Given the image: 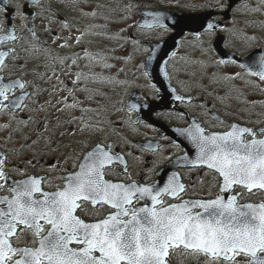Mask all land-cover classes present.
Segmentation results:
<instances>
[{
    "label": "snow or ice",
    "instance_id": "6c2138e0",
    "mask_svg": "<svg viewBox=\"0 0 264 264\" xmlns=\"http://www.w3.org/2000/svg\"><path fill=\"white\" fill-rule=\"evenodd\" d=\"M39 2L24 0L23 5L12 6L11 19L19 15L30 21L31 15L22 9ZM10 3L11 0H0V14L6 21ZM260 3L264 4V0ZM214 7L224 9L226 5L220 2ZM124 10L129 14L135 10L143 18L135 27L168 28L163 10L145 11L131 2L124 5ZM23 26L36 37L33 26ZM218 27L214 20H208L204 30L214 35ZM0 33V42L18 38L14 23L0 27ZM131 42L140 44L135 39ZM146 51L150 61L152 51ZM14 52L15 49L0 51V115L10 114L12 119L28 110L26 99L38 95L37 91L27 90L29 85L36 88L32 81L20 76L11 78L4 58L19 60L12 55ZM228 59L264 81V52L252 63L232 56ZM76 62L73 59V65ZM141 67H146V63ZM144 75H149L147 70ZM235 76L240 77V73ZM175 99L185 98L177 95ZM143 107L146 105L132 103L129 111ZM179 116L185 118L186 114L180 112ZM211 116L224 125L219 116ZM19 122L28 125L34 118L28 116ZM101 123H88L86 128L102 133ZM175 131L188 141L195 154L172 141L182 154L163 156L161 162L166 161L173 169H207L203 175L213 178L207 189L203 179L197 184L183 183L180 172L175 170L162 183L152 180L153 175L161 174L156 171L157 162L134 179L126 159L134 153L117 151L118 146L107 137L98 142L80 141V152L66 156L62 164L49 162L42 175L29 174L19 165L9 169L6 154L0 152V264H171L178 251L203 258L205 264H264V199H244L264 196V126L231 123L227 130L209 131L195 117H189L187 126ZM163 139L169 140L167 136ZM124 147L156 154L162 146L150 140L133 143L125 138ZM23 163L35 169L40 161L26 159ZM13 174L21 178L16 179Z\"/></svg>",
    "mask_w": 264,
    "mask_h": 264
},
{
    "label": "flooded vegetation",
    "instance_id": "af4514ba",
    "mask_svg": "<svg viewBox=\"0 0 264 264\" xmlns=\"http://www.w3.org/2000/svg\"><path fill=\"white\" fill-rule=\"evenodd\" d=\"M100 1L40 0L39 4H30L27 9H22L26 14L31 15V20L26 21L19 15L16 16L15 20L11 19L13 15L11 12L12 6L24 4V0H11L7 21L4 15L0 14V27H6L7 23H14L15 35L18 37L15 41L5 40L0 42V51L15 49L12 55L20 58L19 60H11L9 57L4 58L8 65V71L12 73L11 78L15 79L17 76H20L24 81H32L36 85V88L33 89L32 85H29L27 90L38 92L37 96L25 100L28 110L17 113L16 119H12L10 114L0 115V152L6 154L9 161L8 168L11 169L14 165H19L29 174L34 172L36 175H42L44 174L43 170L47 168L49 162L59 161L62 164L66 156L80 152V141L93 139L98 142L107 137L108 141L118 146L117 151H132L135 157H141V160L135 159L134 156L126 157L129 171L132 173L134 179L139 178L137 174L145 172L147 166H152L153 162H157L156 171L161 174L153 175L152 180L162 183L166 180L167 175L175 170L180 172L183 183L192 185L197 184L199 179H203L205 189H207L213 179L210 175H203L207 169H173L166 161L161 162L163 156H169L174 153L177 155L182 154L179 149L173 147L172 141L180 142L184 148L191 147L187 140H183L182 137L174 138L169 133H166L163 128L176 129L186 127L189 117H195L209 131L227 130V125L231 123L252 128H257L264 124L258 126V124L253 123L257 120L229 119L223 109L215 108L213 105L214 100L210 90L204 87L201 88L202 91L200 93H197L199 86L182 80L171 65L172 63L183 61L181 59L182 54L178 53V51L183 46L186 37H196V40H199L198 37L202 36L207 41V36L211 37L219 32H224L227 35V45L229 48L241 55L246 51L242 48H237L231 43L229 35L224 28L222 15H214V17L220 20L222 25L216 29L214 35L200 31V35L197 36V33L186 30L181 38L178 49L169 58L166 70L168 79L174 87L169 93L171 95L169 104L166 105L162 102V95L159 94V89L155 87V84L148 75L146 76L148 84L142 86L133 81L130 88L125 90L122 97L117 100L116 78L114 76L110 77L108 87L101 85L100 74L97 68V63L100 61L98 58H101L100 50L95 45L87 43L90 40L84 41L82 33L85 32L86 35V32L89 30H101ZM25 23H29L34 27L36 32L35 38L28 28L23 26ZM78 37L79 42H77ZM113 38L109 36L108 42L110 47L112 46L115 49V44H111ZM213 41L214 38L211 42ZM85 43L88 45L85 46ZM106 44V37L103 36L102 47L104 49L106 48ZM62 45L66 46L62 47ZM96 45L98 44L96 43ZM260 45L264 47V44L255 46ZM143 53L146 54L148 51L145 49ZM85 54H87L86 57ZM73 59L77 61L75 65L72 63ZM114 59L115 56H113L112 60ZM225 62L230 61L225 60ZM21 63H24L23 68L21 67ZM109 67L112 66L106 67L105 70ZM145 70L144 67L140 68L131 77V80L139 79V73H143L144 76ZM22 73L24 74L21 75ZM78 73L81 74L79 80H77ZM73 81H76V83L73 84ZM177 95L185 99L177 101L175 99ZM64 97H67L66 102L62 101ZM189 97L191 98L190 100ZM73 99L80 106H70ZM47 100L50 102L58 101V109L53 112L50 110L46 111L44 103ZM132 103L146 105V107L138 109L135 112H130L129 105ZM215 104L218 105L216 101ZM151 107L153 111L149 114L148 112ZM69 111H79L83 116V121H88V123L95 124L98 121L102 122L101 126L104 128V131L97 133L87 129L81 131L77 136L59 133V129L64 126L62 116ZM49 112H52L51 114L54 115L55 120H50L48 124L49 120L46 115ZM180 112L186 114L185 118H180ZM213 113L219 116L220 120L224 121V125H220L219 121L212 119L211 114ZM28 116H32L34 122L28 125L19 122L21 119H27ZM117 117H121L122 120L117 121ZM134 120H138L139 123H133ZM154 121L161 125L155 124ZM127 123L131 124L132 127L130 129L136 130L135 136L128 135V130L130 129H127ZM5 124L9 125V127H2ZM145 124H150L152 127H146ZM46 125L47 132H42V127ZM213 125L216 127H213ZM25 131H28L30 135L27 142H23V144L18 143L20 136H22L21 133ZM165 136L169 138L168 141L163 139ZM125 138L131 140L133 143H145L150 140L153 143L160 144L162 147L156 154L141 151L140 148L126 149L124 147ZM67 142H70L69 146L64 145ZM33 153H35V156L32 155ZM23 154H26V156L22 159L21 155ZM26 159H33L34 162L39 160L40 163L33 169L26 163H23ZM117 170H119L118 166ZM191 171L193 172L191 173ZM163 173L165 174L163 175ZM13 175L16 179L21 178L19 175ZM196 177L198 178L197 180ZM197 191H200L199 187H197ZM244 199L246 201L260 200L258 197L249 196ZM195 260L197 259L195 258ZM193 261V257L186 256V254L179 251L171 258V264H191ZM202 263H205L203 258L200 264Z\"/></svg>",
    "mask_w": 264,
    "mask_h": 264
},
{
    "label": "rangeland",
    "instance_id": "374dc122",
    "mask_svg": "<svg viewBox=\"0 0 264 264\" xmlns=\"http://www.w3.org/2000/svg\"><path fill=\"white\" fill-rule=\"evenodd\" d=\"M131 1L135 2V0ZM152 1H154L152 2L153 4L149 5L148 8L170 9L183 13L211 10L213 15L221 14L224 20V28L229 35L231 43L237 48H242L244 51L252 50L255 45L264 44V4H261L260 0H236V3L230 9L229 4L231 0ZM220 2L226 5L224 9L214 7ZM205 5L209 7H204ZM170 7L177 8L173 9ZM256 7H259L260 10L253 11L252 9ZM124 17L115 16L112 19H105L108 24L104 20H101L102 26L106 25L100 31L89 30L86 32V35L85 32H82L84 41L90 40L87 43L95 45L100 50L101 58H98L100 61L97 63V68L100 74L101 85L108 87L110 77L114 76L116 78L117 100L122 97L125 90L130 88L133 81L142 86L148 84L147 78L145 75L143 76V73L138 74L139 79L131 80V77L142 68V58L145 55L143 53L145 49L151 48L145 41L166 34L164 29L148 30L133 26L137 24V20L140 17L135 10L131 12L130 18L125 19ZM103 36L106 37L107 41L105 49L102 47ZM109 36L114 37L111 40V44H115V49L109 45ZM131 36L135 40H139L140 44H132L129 39ZM207 38V41L202 36L198 37L199 40H196V37L185 38L183 46L178 51V53L182 54L181 59L183 61H178L171 65L177 75L192 85L197 84L199 86L197 93H200L202 91L201 88L204 87L210 90L214 100L213 105L215 108L223 109L229 119L264 122V103H262L264 102V81H260L258 77L249 75L238 64L231 62L219 63L220 59L217 57L211 42L214 37L207 36ZM125 41L131 44L125 46ZM87 45L85 43V46ZM86 56L87 54H85ZM113 56H115L114 60H112ZM110 65L112 67L105 70ZM236 73H240V77H236ZM62 101L66 102L67 99L64 97ZM215 101L218 105L215 104ZM253 101L256 103H252ZM57 102H50L49 100L45 103L43 102L46 111L50 110L53 112L58 109ZM72 105L80 106L74 99L72 100ZM52 112L46 115L49 120L48 124L50 120H55L54 115L51 114ZM62 120L64 126L59 129V133L77 136L81 133V129L87 130L86 124H88V121H83V116L79 111L67 112V114L62 116ZM116 120L119 121L122 118L117 117ZM126 127L130 129L132 126L127 123ZM41 130L42 132H47V125L43 126ZM135 131V129L128 130V135L135 136ZM21 135L18 143L23 144V142H27L30 135L28 131L21 133ZM69 144L70 142L64 143L65 146H69ZM25 156L26 154H23L21 158L23 159ZM249 197H258L260 200L264 199V196L259 194ZM201 260L202 258L197 260L194 258L191 264H200Z\"/></svg>",
    "mask_w": 264,
    "mask_h": 264
},
{
    "label": "water",
    "instance_id": "95a60500",
    "mask_svg": "<svg viewBox=\"0 0 264 264\" xmlns=\"http://www.w3.org/2000/svg\"><path fill=\"white\" fill-rule=\"evenodd\" d=\"M236 0H231L229 7H232L235 4ZM154 10H162V9H154ZM145 11H151L146 9ZM165 16L168 19L165 20V24L168 27L174 29V32L165 37L163 40H154L147 42L151 46L152 51V59L149 61L147 57H145L144 62L146 63V69L153 79L154 83L160 87V92L163 93L162 101L167 104L171 100V95H169L171 91V85L168 82L166 72V61L167 58L173 53V51L178 47L181 36L184 35L186 30L192 31L195 33H199L200 31H205L206 21L214 20L219 26L221 25L220 21L216 18H211L213 15L212 11L206 12H198V13H183L176 11L163 10ZM143 18L141 17L138 23H142ZM175 24V27L172 25ZM226 35L221 33L217 35V37L213 41V47L220 59L228 60L230 56L235 57L240 62L243 63H252L256 58L259 57L261 52H264L263 47H255L250 52L246 53L243 57L239 56L233 49L227 47L225 45ZM147 61V62H146ZM163 69V71H161ZM153 111L152 107L149 109V114ZM144 117H146L144 115ZM155 124L161 125L154 121ZM243 126V125H242ZM264 126V125H263ZM166 133H169L174 138H181L176 131L175 128H163ZM177 129V128H176ZM185 140L184 137H182ZM192 155H194V151L191 147H186ZM165 173H163L164 175Z\"/></svg>",
    "mask_w": 264,
    "mask_h": 264
},
{
    "label": "trees",
    "instance_id": "16d2710c",
    "mask_svg": "<svg viewBox=\"0 0 264 264\" xmlns=\"http://www.w3.org/2000/svg\"><path fill=\"white\" fill-rule=\"evenodd\" d=\"M129 2H131L133 4L137 3V5H139L140 7H149V5H152L153 4L152 2H154V1H152V0L151 1H149V0H135V2H136L135 3L131 0H117L116 9L118 11H122L123 13H125L126 11L124 10V5L129 3ZM172 8H177V7H172ZM129 39L132 41V39H134V38H133V36H131ZM126 40H127V38H126ZM130 44H128V42L125 41V45H130Z\"/></svg>",
    "mask_w": 264,
    "mask_h": 264
}]
</instances>
